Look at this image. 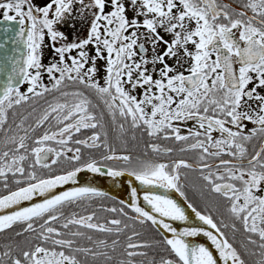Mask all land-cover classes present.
I'll use <instances>...</instances> for the list:
<instances>
[{
    "label": "snow or ice",
    "instance_id": "1",
    "mask_svg": "<svg viewBox=\"0 0 264 264\" xmlns=\"http://www.w3.org/2000/svg\"><path fill=\"white\" fill-rule=\"evenodd\" d=\"M249 11L252 15H248ZM0 14L6 25L0 48L11 43L13 53L19 51L20 45L26 50L20 56H5L10 70L0 92V130L4 132L5 147L11 144L12 148L0 153V179L4 181L3 188L9 189L7 174L11 173L15 188L0 195V232L19 226L17 236L33 233L37 241H26L19 256L12 255L13 250L8 247L3 253L7 259H0V264H88L80 255L91 257L92 264H110L113 255L100 249L111 248L116 253L118 237L110 244L105 240L93 241L94 247L78 246L74 238L86 235L80 229L119 234L123 231L121 220L96 223L94 213L65 217L61 211L66 204L105 193L91 186L58 190L69 182L75 185L77 174L83 170L102 172L101 164L82 152V147L101 146L109 153L101 155V161L125 164L119 169L108 167L107 175L119 177L127 173L150 189H174L184 197L196 220L202 222L201 226L178 230L172 222H189L184 207L168 195L148 190L143 199L150 211L145 210L137 204L138 191L132 187L129 207L136 216L129 219L140 225L150 222L162 238L155 243L162 245L163 254L148 264H246L222 231L227 225H218L211 215L188 201L178 170L194 165L178 159L169 170L166 163L134 161L131 155H117L109 145L103 116L97 119L89 110L91 100L81 89L63 91L66 81L94 93L108 109L114 126L118 113L124 121L118 125L120 134L126 132L125 123L130 122L133 139L135 131L140 130L148 137L162 134L164 139L186 142L181 151L200 149V163L196 167L201 169L202 179L212 192L230 202L229 212L242 222L243 230L259 237V259L255 264H264V141L250 157L245 147V142L258 133L264 134V91H258L264 90V0H242L239 8L226 0H4L0 2ZM74 15L88 24L82 38L70 39L60 28L69 21L75 28ZM13 23L19 27L9 36ZM146 45L151 46V57ZM44 49L51 52L47 64L43 62ZM185 57L190 61L187 75L167 62L174 58L180 64ZM99 60L105 61L103 84L95 78ZM45 73L48 85L41 82ZM17 81L27 83L26 92L20 91ZM137 87L143 89L139 99L132 94ZM52 92L72 99L47 104L27 127L25 117L14 127H5L9 110L29 101L28 93L32 98H41ZM149 106L150 111L146 110ZM189 120L203 131L188 128L187 134L182 135L180 127ZM245 121L255 127L245 131ZM41 128L43 133L36 134ZM82 129L93 131L83 139H74V133ZM213 131L220 133L215 140ZM201 136L204 139H195ZM190 138L195 142L187 143ZM209 147L216 151L210 152ZM147 148L153 152L172 151L155 143L147 144ZM222 153L233 159H220L217 171L203 163L207 157H220ZM64 163L69 166L58 173L53 171L54 166ZM24 202H28L27 206ZM119 211L127 215L123 207ZM37 221H41L37 224L38 235L33 226ZM50 222H59L60 228ZM70 226L77 230L72 231ZM127 227L125 224L124 228ZM61 228L68 231L62 232ZM232 228H236L235 223ZM200 234L211 242L210 246L187 239ZM138 235L133 231L127 236L119 253L122 258L116 264H145L135 257L146 256L141 249L151 247L153 242H133ZM87 238L92 240L91 236ZM248 240L257 244L251 235Z\"/></svg>",
    "mask_w": 264,
    "mask_h": 264
},
{
    "label": "flooded vegetation",
    "instance_id": "2",
    "mask_svg": "<svg viewBox=\"0 0 264 264\" xmlns=\"http://www.w3.org/2000/svg\"><path fill=\"white\" fill-rule=\"evenodd\" d=\"M0 2H4V0H0ZM40 2H43V0H40ZM227 3L232 4L233 6L239 8L240 3L242 0H226ZM248 15H252V13L249 11ZM73 19L75 20V28H73L72 21H69L67 25H60L61 30L65 31L66 33L69 34L70 39H75L77 37H83L86 34L88 24L87 23H81L79 18H77L75 15L73 16ZM3 20L2 14H0V21ZM238 35V33H237ZM47 42V40H46ZM146 47L149 48L148 56L151 57L152 52L150 50V45H146ZM163 47V46H161ZM188 47L191 49L192 45L189 44ZM91 48V46H90ZM90 50V49H89ZM162 50V48H161ZM51 56V52L49 49H44V56H43V62L45 64L48 63V60ZM214 58V57H213ZM168 59L167 62L176 67H189L190 66V61L188 58H182L181 63L177 64L176 60ZM104 60H99L97 62V67H98V73L96 75V80L103 84V77H104ZM88 65H86L87 68ZM188 74V73H187ZM185 74V75H187ZM58 75V74H57ZM155 78V77H154ZM43 84L48 85L49 80L47 77V74L45 73L42 77ZM73 82L66 81V84H72ZM28 85L27 83H23V85L19 88L21 92H26ZM251 87V85H249ZM258 91H264L261 89H258ZM49 94V93H48ZM29 97L31 96L30 93H28ZM85 95L89 97L91 100V104L89 107L90 111H93L97 119L101 118V115L103 116V123L105 126V129L108 132V142L109 145L113 148L118 149L116 150V154H128L133 157L134 161H145V162H157V163H166L169 165V170L172 165V163L178 159H184L187 160L189 163L193 164L194 167L191 169H185L181 167L179 171V176H180V184L183 186V190L188 198V201L193 203L196 207H202V208H207L208 211H210L215 218V222L219 225L223 223L224 225H229L230 229V243L233 244V246L237 249L239 252L242 248L244 249L245 253L247 255V262L246 264H255V261L259 259V251H258V245L260 243L259 237L251 234V233H246L243 230V225L242 222L239 220H235L234 217L229 212V205L230 202L224 198L223 196H220L217 193H214L211 191L210 186H206L207 182L204 181L201 177V169L199 167H196V165L200 162L198 160V155L199 152L201 151L200 149H194V150H186V151H181L182 148L185 147L184 141H175L174 138H169V139H164L163 135L160 134L157 137H148L145 133H142L140 130L135 131V139H133V130L130 128L129 123H125V128L126 132L124 134H120L118 125L123 121V118L119 117V114L117 113V124L114 126L112 125L111 122V116L108 112V109L106 106L103 104V102L94 94L91 92H86ZM41 97V99H43ZM118 103V101H117ZM174 107V105H173ZM246 107V106H245ZM256 105L253 103V108H255ZM146 110L150 111V106L146 108ZM173 123H180L177 121H174ZM246 124V129L245 131L255 127L251 122L245 121ZM228 127H232L230 124L226 125ZM188 128H193V130H198V131H203L198 128V125H195V121L189 120L187 121L186 124H182L180 127V131L182 135H186ZM115 129V130H114ZM43 128L39 129L36 134H42L43 133ZM100 129H97L99 131ZM235 130V129H233ZM92 129H82L80 133H74V139H83L86 136H90ZM1 133V130H0ZM220 136V133L218 131H213L212 132V137L213 140L218 138ZM103 138V137H102ZM195 139H204L203 136L195 138ZM195 139L190 138L187 143H193L195 142ZM264 141V134L258 133L256 136H254L251 140L245 142V147L247 149L248 156L254 154L256 150H259L261 147V143ZM52 146L59 147L58 145H55L54 142H51ZM115 143L116 145H123L126 144L125 146L122 147H116L114 146ZM149 143H155L160 145L162 149L164 148H171V152H153L150 148H147V144ZM29 144V143H28ZM75 145L69 144V147H74ZM82 147V146H81ZM227 150V146H225ZM209 151L213 152L216 151L215 148L209 147ZM82 152L87 156L91 155L93 158L98 160V163L101 164V166L108 168V167H113V168H123L125 167L124 162L122 161H101L100 156L101 155H106L109 154L106 149L101 146L98 149H84L82 147ZM67 155H71V153H67ZM220 159H233L231 156H228L226 153H222L220 157H207L205 161H208L207 164L212 166V171H217L216 165H218ZM205 172L208 170L205 169ZM219 171H223L222 168L219 169ZM127 174V173H125ZM238 183V182H237ZM118 186L116 185V190L118 191ZM120 187V186H119ZM121 190V187H120ZM108 195V194H107ZM171 195L178 196L181 198L184 202L185 199L184 197H181L179 193H177L174 189L171 190ZM110 196V195H108ZM111 197V196H110ZM112 198V197H111ZM113 199V198H112ZM115 200V199H114ZM116 202L120 203L119 201L115 200ZM121 204V203H120ZM122 205V204H121ZM124 208H126L128 211H130L127 207L122 205ZM133 215H135L132 211H130ZM136 216V215H135ZM129 217H133L132 215ZM135 218V217H134ZM236 224V228H232V224ZM150 225V223H149ZM151 227V225H150ZM152 228V227H151ZM155 232L156 238L158 240H161L160 234L152 228ZM252 236L253 239H256L257 244L252 245L249 243L248 237ZM241 239L243 240L241 242ZM157 240V241H158ZM156 244V243H155ZM157 245V244H156ZM151 256H144L140 257L137 256L135 257L136 260H143L145 264H148V261L150 260H158L159 257L163 254L162 253V247L156 248L155 250L151 249ZM241 253V252H240ZM253 253H255L253 255Z\"/></svg>",
    "mask_w": 264,
    "mask_h": 264
},
{
    "label": "trees",
    "instance_id": "3",
    "mask_svg": "<svg viewBox=\"0 0 264 264\" xmlns=\"http://www.w3.org/2000/svg\"><path fill=\"white\" fill-rule=\"evenodd\" d=\"M67 86L62 89L63 91H73L76 88L81 89L85 93L87 90L83 88L82 85H79L78 83H72V84H66ZM64 99H68L71 101V97L65 98V97H60L58 93L52 92V93H47L45 94V97L43 99L41 98H32L30 96L29 101L27 102H22L20 105H16L13 107V109H10L8 112V124L5 125L7 127L8 125H12L13 127L15 126L16 123L20 122L21 117H25L26 119L24 120V126L27 127L31 123L34 122V118L40 114V111L47 106V104L54 103L56 100H60L61 102ZM33 108L36 109V112H33ZM13 112H15V115L13 116ZM4 139V132L1 130L0 133V153H2L5 150L11 149L12 145L9 144L7 145V148L5 147L3 143ZM29 145L31 146L33 141L30 139L28 141ZM114 146L116 147H122L125 146L126 144L123 145H116L113 143ZM118 150V149H116ZM22 151V150H21ZM97 160V159H96ZM98 162V160H97ZM27 163V162H25ZM200 163V162H199ZM203 163H208V161H203ZM69 165L67 163H64L62 165L54 166L53 171L54 172H59L61 168H67ZM47 171V170H43ZM8 184H9V189H4L3 188V183L4 181L0 179V195L6 194V192L10 189L15 188V184L13 182L12 174L8 173ZM123 207L120 203L116 202L114 199H112L108 195L100 196V197H92L91 199H86V200H78L75 203L72 204H66L61 211L63 212V215L65 217L70 216L71 214H76L77 216L80 215H88L91 213H94V219L93 222L96 223H106L107 221L111 219H120L121 220V228L123 231L119 234L117 233H105V232H100L98 230H89V229H80L81 231H84L86 235L82 238L77 237L74 238L77 242L78 246L81 247H94L93 241L97 240H105L109 244L111 243L112 240L119 238V245L117 248L116 253H112L111 248L108 249H100L101 251H108L110 255H113V260L110 262V264H116V261L120 258H122L119 253L123 251V245L127 242L126 238L127 236L131 235L133 231H136L139 233L138 236L133 237V242L137 240H147V241H152L153 244L151 247L147 249H141V251H145L148 256H151L154 254L153 252L151 253V249L155 250L156 248L162 247V245H156L155 241L158 240L155 236V231L150 227L149 224L146 225H140L136 223L135 219H129V216L135 217L130 211H128L126 208H124V212L127 213V215H122L120 213V208ZM111 208H116V212L110 211ZM198 210L204 212L205 214H209L214 218V215L207 210V208H202V207H197ZM41 223V221H37L34 223V228H36V235L39 234V228H37V224ZM51 226L60 228V223H52L50 222ZM128 224L129 227L124 228V225ZM72 231L77 230L76 226H70ZM20 231L19 226H14L13 229L6 230L4 232L0 233V259L6 260L7 258L3 257V253L7 250L8 247L12 248V255L19 256L20 255V249L23 247H26V241L31 240L33 243H36L35 236L33 233H24L21 236H17L15 233ZM62 232H67L68 230L62 229ZM222 231L226 234L228 237L229 241L230 239V229L229 225L227 227L222 228ZM88 236L92 237V240H88ZM66 238H71V237H66ZM243 240L241 239V242ZM241 252V253H240ZM239 253L241 254L242 259L247 262V255L244 254L245 251L242 248ZM146 255V256H147ZM80 259L88 260V264H92V258L87 257L85 258L83 255L79 256Z\"/></svg>",
    "mask_w": 264,
    "mask_h": 264
},
{
    "label": "water",
    "instance_id": "4",
    "mask_svg": "<svg viewBox=\"0 0 264 264\" xmlns=\"http://www.w3.org/2000/svg\"><path fill=\"white\" fill-rule=\"evenodd\" d=\"M5 22L3 20L0 21V41H2L3 37H4V32H3V28L5 27ZM13 31L9 32L8 35L9 36H13L14 32L16 29H18V25H16L15 23H13L12 25ZM12 48L13 45L11 43H9L6 48H0V92H2V88L4 86L5 83V78H6V72L8 70H10V65H7L6 67V59L5 56L7 54V56H12V55H23L24 52L26 51L23 47V45L19 46V51H17L16 53L12 52ZM23 83H19L17 81V86L20 87ZM77 183L75 185L71 184V182H69L66 185L61 186L58 190H63L66 191L71 187H80V186H91V187H95V188H102V183L109 181L110 185L109 188H106V192L108 193V195H110L113 199L119 201L121 203V201L124 202V206L127 207L130 211H132V209L129 207L130 205V196H131V188L132 187H136L137 191H138V198H137V204L140 207L145 208V210L150 211L140 200V192L138 190L137 184H136V180L134 177L129 176L128 174H123L119 177H112L107 175V168L102 166V172L101 173H91L88 172L87 170H83L80 173L77 174ZM116 185H121V193H118L116 190ZM172 198H174L180 205H182L184 208H187V204L178 196L175 195H170ZM34 200H36V198H34ZM38 202V201H37ZM28 202H24V205L27 206ZM133 212V211H132ZM134 213V212H133ZM135 214V213H134ZM136 215V214H135ZM150 223V222H149ZM174 227H178V230L180 228L183 227H189V226H201V224L199 225H182V224H178L175 222H172ZM203 227L208 228L206 226L203 225ZM211 231H213L215 233V230L209 229ZM167 235H171L170 233H167ZM190 239H195V240H201L203 243H205L207 246L211 245V242L207 240L206 237L203 236V234H200L198 237L195 238H191ZM214 251V249H213Z\"/></svg>",
    "mask_w": 264,
    "mask_h": 264
},
{
    "label": "bare ground",
    "instance_id": "5",
    "mask_svg": "<svg viewBox=\"0 0 264 264\" xmlns=\"http://www.w3.org/2000/svg\"><path fill=\"white\" fill-rule=\"evenodd\" d=\"M136 184H137V187H138V190H139V192H140V194H141V196H140V200H141V202L150 210V206H148L147 204H146V202L144 201V199H143V193H144V191H148V190H152V191H154V192H156V194H165V195H168L170 198H172L170 195H171V190H167V191H165L164 189H162V188H159V187H156V188H151L150 189V186H146V185H141L140 184V182L139 181H136ZM102 188H97L98 190H100V191H102V192H106V188H109V185H110V182L109 181H106V182H104V183H102ZM118 187V193H121V190H120V187H119V185H117ZM121 186V185H120ZM172 199H174V198H172ZM175 200V199H174ZM182 206V205H181ZM183 207V206H182ZM185 211H186V213L189 215V222L188 223H183V222H178V221H176L175 223H178V224H182V225H202V222H200V221H197L196 220V218H195V215H194V213H192L191 212V209H188V208H185ZM204 226H206V225H204ZM206 227H208V226H206ZM213 230V229H212ZM187 239H189L190 241H192V242H195V243H203L201 240H195V239H190V238H187ZM205 244V243H204ZM205 246H207L206 244H205Z\"/></svg>",
    "mask_w": 264,
    "mask_h": 264
},
{
    "label": "rangeland",
    "instance_id": "6",
    "mask_svg": "<svg viewBox=\"0 0 264 264\" xmlns=\"http://www.w3.org/2000/svg\"><path fill=\"white\" fill-rule=\"evenodd\" d=\"M161 34H164V33L162 32ZM165 38L168 39V36H165ZM161 48H163V47H161ZM157 67H159V65H157ZM174 67L176 68L177 71H181V72H184V74H187L186 70L188 67H176V66H174ZM149 68H151V65H149ZM153 75L156 78V74L154 73ZM125 87L127 88L128 86L126 85ZM142 93H143V89L140 87H137V89L132 92V94L136 95L138 99L141 97Z\"/></svg>",
    "mask_w": 264,
    "mask_h": 264
}]
</instances>
